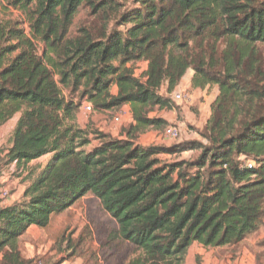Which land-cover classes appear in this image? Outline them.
<instances>
[{
	"label": "trees",
	"instance_id": "1",
	"mask_svg": "<svg viewBox=\"0 0 264 264\" xmlns=\"http://www.w3.org/2000/svg\"><path fill=\"white\" fill-rule=\"evenodd\" d=\"M82 10L88 20L74 27ZM190 70L194 89H219L207 143L140 145L170 126L150 115L173 110L161 90ZM85 101L129 106L133 122L120 138L82 127ZM17 115L7 162L50 160L22 201L0 207V264H38L22 238L89 194L132 250L126 264L237 246L264 224V0H0V127ZM187 149L199 154L160 159Z\"/></svg>",
	"mask_w": 264,
	"mask_h": 264
},
{
	"label": "rangeland",
	"instance_id": "2",
	"mask_svg": "<svg viewBox=\"0 0 264 264\" xmlns=\"http://www.w3.org/2000/svg\"><path fill=\"white\" fill-rule=\"evenodd\" d=\"M15 16L19 14L15 12ZM87 16L88 11L82 10L75 19L74 27L87 21ZM138 67L137 76L146 65ZM192 74L193 71L190 70L179 87L181 90L167 94V86H163L161 94L170 99L173 110L156 111L150 115L160 117L164 114L171 117L175 124L173 126L181 130V139H168L166 130L150 131L143 135L144 138L139 143H147L149 146L164 145L171 149L180 148L183 142L207 143L202 139L201 132L205 128V122L211 117V102L219 94V89L215 86L204 90L194 89L190 82ZM117 92V88H114L113 93L116 95ZM179 93L183 97L181 101L175 99V95ZM88 103L83 102L79 114L80 123L85 128L90 125L112 137L120 138L123 130L131 124L129 106L120 111L98 112L92 105L93 112L89 113L84 108ZM18 118L19 115L0 127V207L22 201L32 179L40 174L50 160V155H47L30 163L28 167H18L16 163L7 162L6 156ZM155 139H159L157 144ZM198 154L199 152L187 149L173 155L163 154L160 159L167 162L189 160ZM70 239L78 245L77 253L72 257V252L68 250ZM20 248L24 257L31 256L38 264H60L64 260L67 264H126L134 255L120 240L117 223L92 194L79 200L65 213L53 217L49 227L35 228L27 233L20 242ZM250 255L254 258V264H264V224L257 234L234 247L205 249L198 244L193 245L184 264H253Z\"/></svg>",
	"mask_w": 264,
	"mask_h": 264
},
{
	"label": "built area",
	"instance_id": "3",
	"mask_svg": "<svg viewBox=\"0 0 264 264\" xmlns=\"http://www.w3.org/2000/svg\"><path fill=\"white\" fill-rule=\"evenodd\" d=\"M175 99L178 100V101H181L183 100V97L182 95L179 93V94H176L175 95ZM85 110L89 113L93 112V107H92V104L88 103L86 104V106H84ZM116 121L118 122L119 119H116ZM166 137L168 139H171V140H179L181 139V130L176 127V126H169L167 129H166ZM250 168L253 167V163H249L248 165Z\"/></svg>",
	"mask_w": 264,
	"mask_h": 264
},
{
	"label": "crops",
	"instance_id": "4",
	"mask_svg": "<svg viewBox=\"0 0 264 264\" xmlns=\"http://www.w3.org/2000/svg\"><path fill=\"white\" fill-rule=\"evenodd\" d=\"M192 76H193V74L190 76V82H191ZM181 89H182V88H179V89H177V91H178V90H181ZM217 96H218V94H217ZM217 96L212 100L211 104L216 100ZM123 109H124V110L127 109V106L124 107ZM160 117H162L163 119H165L166 121H168L169 124H170V126L175 125V124L173 123L174 120H173L171 117H169L168 115L161 114ZM78 119H79V124H80L82 127H84V126L80 123V115H79V118H78ZM18 120H19V118H18ZM18 120H17V122H18ZM207 121H208V120H207ZM207 121L205 122V125H206ZM17 122H16V124H17ZM132 122H133V119H132V115H131V123H132ZM152 135H153V134H152ZM153 136H154V135H153ZM141 138H144V136H142ZM141 138L139 139V142H140ZM154 138H155V137H154ZM157 140H159V139H155V143H156V144L158 143ZM139 144L142 145V146H144V147H148V146H149V144H147V143H139ZM35 228H38V227H35V226L31 227V229H29V231H28L27 233H30V231L33 230V229H35ZM256 234H257V233H256ZM26 258H28V259H33V257H31V256H28V257H26ZM250 260H251V263L254 264V258H252V255H250ZM252 260H253V261H252ZM63 264H67V262H64Z\"/></svg>",
	"mask_w": 264,
	"mask_h": 264
}]
</instances>
